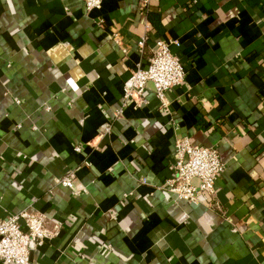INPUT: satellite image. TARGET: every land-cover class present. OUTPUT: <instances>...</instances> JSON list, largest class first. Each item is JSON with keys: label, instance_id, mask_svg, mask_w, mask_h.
<instances>
[{"label": "crops", "instance_id": "obj_1", "mask_svg": "<svg viewBox=\"0 0 264 264\" xmlns=\"http://www.w3.org/2000/svg\"><path fill=\"white\" fill-rule=\"evenodd\" d=\"M159 39L185 81L123 106ZM186 135L225 163L211 205L163 188ZM31 204L59 231L32 264H264V0H0V218Z\"/></svg>", "mask_w": 264, "mask_h": 264}, {"label": "built area", "instance_id": "obj_2", "mask_svg": "<svg viewBox=\"0 0 264 264\" xmlns=\"http://www.w3.org/2000/svg\"><path fill=\"white\" fill-rule=\"evenodd\" d=\"M88 10L101 7L103 0H84ZM152 0H140L143 8H150ZM113 39L120 42L118 35ZM145 38L139 41L143 47ZM179 45L176 40H156L152 55L147 63L138 62L124 87L123 106L129 102L140 105L148 82L154 86L156 96L164 103L167 90L180 86L187 74V68L180 57L171 50V45ZM122 110L117 112V115ZM112 125L104 124L100 135L110 134ZM76 150H80L77 147ZM174 175L167 179L163 188L178 200L191 204L211 205L216 197V185L225 170L217 147L193 144L189 136L175 141ZM73 175L61 178L58 183L72 187ZM200 179L195 185L193 180ZM146 183V179H143ZM59 236L57 229L47 224L46 214L33 204L0 218V262L6 264H32L34 252L49 240Z\"/></svg>", "mask_w": 264, "mask_h": 264}, {"label": "trees", "instance_id": "obj_3", "mask_svg": "<svg viewBox=\"0 0 264 264\" xmlns=\"http://www.w3.org/2000/svg\"><path fill=\"white\" fill-rule=\"evenodd\" d=\"M148 17L151 21V23L154 25L155 29L157 31H162L163 30V26L161 24V20L160 18L156 15V14H153V13H149L148 14Z\"/></svg>", "mask_w": 264, "mask_h": 264}]
</instances>
